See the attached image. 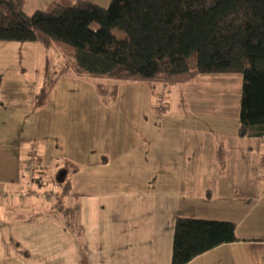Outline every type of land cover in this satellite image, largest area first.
I'll return each instance as SVG.
<instances>
[{"label":"rangeland","instance_id":"obj_1","mask_svg":"<svg viewBox=\"0 0 264 264\" xmlns=\"http://www.w3.org/2000/svg\"><path fill=\"white\" fill-rule=\"evenodd\" d=\"M92 1L108 6L111 0ZM47 5L27 0L25 10ZM99 26L92 24L94 31ZM46 59L51 75L42 91ZM0 78V183L15 174L27 185L19 192L0 186L9 193L0 206L11 207V215L48 210L65 177L73 184L64 197L69 205L81 193L100 197L118 190L175 188L200 200L212 189L214 195L249 202L232 217L247 238L234 250L252 264H264V241L258 240L264 239V140L238 134L247 82L242 74H200L171 85L93 77L76 73L59 49L0 41ZM220 143L227 149L226 166L217 157ZM105 153L112 158L108 164L100 161ZM72 162L81 164L79 172ZM43 167L45 183L39 187L34 178ZM193 212L196 218H213Z\"/></svg>","mask_w":264,"mask_h":264},{"label":"trees","instance_id":"obj_2","mask_svg":"<svg viewBox=\"0 0 264 264\" xmlns=\"http://www.w3.org/2000/svg\"><path fill=\"white\" fill-rule=\"evenodd\" d=\"M26 4L0 0V41H32L59 49L78 74L167 85L200 74H242L247 82L241 91L238 134L264 140V0H111L108 6L92 0H51L32 13L25 10ZM94 22L100 23L95 31ZM50 69L47 61L42 91L50 83ZM225 153L221 143V163ZM261 165L264 168V154ZM43 168L34 178L39 187L45 183ZM261 177L264 180V170ZM61 185L53 212L63 216L80 243L85 264L79 207L64 200L71 190L67 177ZM236 228L229 220L178 216L171 264H188L238 241Z\"/></svg>","mask_w":264,"mask_h":264},{"label":"crops","instance_id":"obj_3","mask_svg":"<svg viewBox=\"0 0 264 264\" xmlns=\"http://www.w3.org/2000/svg\"><path fill=\"white\" fill-rule=\"evenodd\" d=\"M50 1L46 0L48 4ZM225 151L222 166L227 163L226 148ZM38 154L46 165L43 155ZM110 157L108 153L102 154L100 161L108 164L112 160ZM72 166L75 173L81 170V164L72 162ZM152 180L156 182L158 177ZM0 186L14 192L26 189L25 182L15 174L7 175ZM74 196L75 204L72 205L79 207V219L86 237L85 264H171L178 216L197 217L193 214L197 209L204 211L203 215L208 218L213 217L209 219L225 215L229 216L227 220L236 223L233 215L238 217L240 207L247 209L249 204L238 199L233 201V197L222 194L214 195L212 189L200 200L175 188L165 191L153 187L148 191L118 190L100 197L86 193ZM53 209L52 205L48 210L14 217L11 207L0 206V264H82L80 243L63 216ZM237 230L238 226V241L220 245L188 264H252L246 255L239 256L234 250L247 239Z\"/></svg>","mask_w":264,"mask_h":264},{"label":"built area","instance_id":"obj_4","mask_svg":"<svg viewBox=\"0 0 264 264\" xmlns=\"http://www.w3.org/2000/svg\"><path fill=\"white\" fill-rule=\"evenodd\" d=\"M29 163V162H28ZM29 165V171L31 172V169H32V163H30V164H28ZM7 196H9V193L5 190V189H3V188H1L0 187V199L1 198H4V197H7Z\"/></svg>","mask_w":264,"mask_h":264}]
</instances>
